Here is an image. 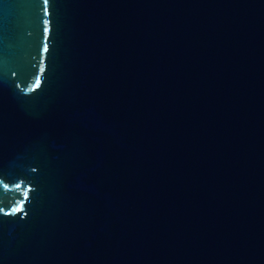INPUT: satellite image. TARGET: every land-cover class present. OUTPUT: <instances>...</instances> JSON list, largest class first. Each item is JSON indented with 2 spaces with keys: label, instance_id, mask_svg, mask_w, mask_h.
<instances>
[{
  "label": "water",
  "instance_id": "water-1",
  "mask_svg": "<svg viewBox=\"0 0 264 264\" xmlns=\"http://www.w3.org/2000/svg\"><path fill=\"white\" fill-rule=\"evenodd\" d=\"M0 264H264V0H0Z\"/></svg>",
  "mask_w": 264,
  "mask_h": 264
}]
</instances>
